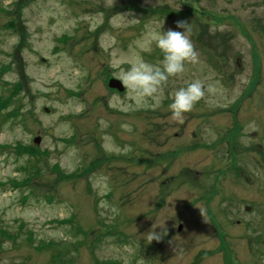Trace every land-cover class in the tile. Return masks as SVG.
Returning a JSON list of instances; mask_svg holds the SVG:
<instances>
[{"label":"rangeland","instance_id":"374dc122","mask_svg":"<svg viewBox=\"0 0 264 264\" xmlns=\"http://www.w3.org/2000/svg\"><path fill=\"white\" fill-rule=\"evenodd\" d=\"M0 7V264H264V0ZM178 21L197 57L159 108L110 85L112 63L158 64ZM204 22L225 56L196 42ZM197 80L178 123L170 97Z\"/></svg>","mask_w":264,"mask_h":264},{"label":"clouds","instance_id":"9594fccd","mask_svg":"<svg viewBox=\"0 0 264 264\" xmlns=\"http://www.w3.org/2000/svg\"><path fill=\"white\" fill-rule=\"evenodd\" d=\"M111 2L114 4L115 0H111ZM187 25L186 21L177 22L176 27L183 29V31L172 29L164 31L161 25L160 31L153 35L152 40L162 56L158 64H151L143 59H137L135 61H118L110 65L114 69L116 79L121 82L129 98L140 101L141 106L143 101L151 100L153 101L151 105L153 109L160 107L164 84L169 78L179 77L184 71L185 64L195 62L197 57V53L188 36L190 29ZM146 50L151 51L150 48ZM122 63H127L129 67L122 69ZM204 96V86L198 80L176 90L170 97L171 103L169 104L172 119L182 123L184 114L191 112ZM125 129L131 131L128 126H125ZM157 226L163 227V225ZM166 234V228L162 233H157L153 229L152 234L148 237L149 243L154 239L160 240Z\"/></svg>","mask_w":264,"mask_h":264},{"label":"trees","instance_id":"16d2710c","mask_svg":"<svg viewBox=\"0 0 264 264\" xmlns=\"http://www.w3.org/2000/svg\"><path fill=\"white\" fill-rule=\"evenodd\" d=\"M0 11H4V12H7L9 14H11L9 11H8V8H5V7H0ZM19 19H20V16H19ZM206 23V22H204ZM8 27L10 28H14L16 29V26H17V21L15 20H10L7 24ZM209 25L206 23V24H203V25H200L199 24V37L196 38V42L199 43V46L201 48H204V49H207V50H211L217 57H221V56H225L224 53L227 52V45H228V38L226 36H215V35H218V34H214V35H211L209 32V29H208ZM7 103H8V100H6ZM32 150H30V153L32 155H36V152H37V148L36 146H32L31 147ZM87 172V171H86ZM74 175H77L76 172L73 173ZM73 176V175H71ZM27 179L25 178L24 181H21V182H18L19 184H23V183H27ZM2 233L3 235H9V233L5 230H2ZM54 245V243H52V246ZM59 252H61V250H59Z\"/></svg>","mask_w":264,"mask_h":264},{"label":"water","instance_id":"95a60500","mask_svg":"<svg viewBox=\"0 0 264 264\" xmlns=\"http://www.w3.org/2000/svg\"><path fill=\"white\" fill-rule=\"evenodd\" d=\"M110 85H111L112 87L122 88L121 82H120L119 80H117V79H112V80L110 81ZM40 141H41V137H40V136H38V137L35 138V142H36V143L39 144Z\"/></svg>","mask_w":264,"mask_h":264}]
</instances>
